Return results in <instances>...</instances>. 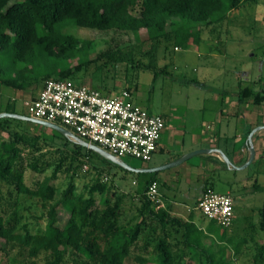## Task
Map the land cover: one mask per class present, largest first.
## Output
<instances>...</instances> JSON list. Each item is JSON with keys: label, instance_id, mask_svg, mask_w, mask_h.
I'll return each mask as SVG.
<instances>
[{"label": "trees", "instance_id": "16d2710c", "mask_svg": "<svg viewBox=\"0 0 264 264\" xmlns=\"http://www.w3.org/2000/svg\"><path fill=\"white\" fill-rule=\"evenodd\" d=\"M244 1L247 0H0V81L5 86L26 88L43 77L66 78L72 70L86 66L93 44L66 33L64 28L69 23L99 31L131 30L138 36L145 30L152 43L168 35L171 28L176 46H186L201 40L198 24L214 22ZM258 96L256 101L262 102L264 94ZM0 97V112L17 113L13 99L6 100L4 94ZM28 122L41 125L0 117V184L15 188L16 203L22 207L14 223H9L0 211V244L3 240L6 244L18 241L32 257L44 252L48 255L44 264H66L69 257L74 264H125L136 247L150 253L148 257L135 256L143 264H183L181 257L191 254L198 257L200 264H229L227 248L235 246L239 252L243 240L236 245L228 236V228L219 227L214 220H209L204 229L158 208L147 195L154 178L142 191L137 214L123 220L126 195L112 190L100 174H93L90 169H98L96 163L85 168L96 161V155L103 165L112 160L56 129L53 141H60L61 158L51 176L28 185L20 143L35 146L42 139L30 133ZM29 165L36 171L45 169L39 168L37 162ZM60 172L64 178L56 183ZM104 176L109 178L107 173ZM208 188L212 187L205 190ZM26 210L29 214L23 220ZM260 226L264 233V206ZM171 227L182 229L183 246L190 249L187 254L173 251Z\"/></svg>", "mask_w": 264, "mask_h": 264}, {"label": "rangeland", "instance_id": "374dc122", "mask_svg": "<svg viewBox=\"0 0 264 264\" xmlns=\"http://www.w3.org/2000/svg\"><path fill=\"white\" fill-rule=\"evenodd\" d=\"M198 26L201 40L177 47L171 28L168 35L152 43L145 30H141L138 36L131 30L99 31L69 23L64 31L90 40L93 47L89 52V63L79 71L72 70L63 79L96 87L105 94L111 92L115 95L130 88L128 90L133 91L138 103L165 117L170 139H174L170 140L174 149H188L198 127L209 125L210 121L220 116L217 113L230 93L239 91L244 96L251 90L250 94L254 96L256 104L264 103V100L256 101L260 97L258 93L264 94V0L244 1L239 8L222 13L218 20L203 22ZM157 72L158 77L155 79ZM45 81L46 77H43L38 83L26 88L5 86L0 81V96L6 94L14 98L17 113L30 114L32 98ZM14 127L12 125L11 128ZM26 127L31 134L42 136L35 146L20 143L23 148L21 161L26 167L25 180L28 185L34 186L37 180L52 175L62 153L58 146L60 141H53L58 134L53 128L41 127L32 122H28ZM155 154L154 159L152 157L153 160L148 161L129 155L123 156L122 160L131 167H140L143 162L152 163L162 156ZM95 159L85 168L92 167L93 163L100 167L90 170L95 176L100 174L101 180L108 183L112 190L126 195L123 220L133 218L143 197L142 189L148 175L114 161L103 165L98 155ZM32 162H37L39 168L44 166L45 169L36 171L29 165ZM225 172L215 170L208 181L214 182ZM105 173L109 174L108 179ZM226 174L233 179L231 181L234 184L237 183L235 187L240 189L238 192L234 190L236 219L228 228V236L233 238L236 245L243 240L238 253L234 250L235 246L227 248L229 264H264V250H261L264 233L260 226L264 206V159L261 163L255 161L245 169L227 171ZM62 178L64 176L60 172L54 182H62ZM207 182L203 183L201 179L188 183L179 178L163 188L168 196L179 201L187 210L175 213L178 218L185 220L194 216L198 225H206L211 220L197 208L198 197ZM216 182V190L222 192L226 184L221 180ZM0 186V211L9 223H14L20 209L16 203L15 188L6 183ZM23 213V220H26L29 210ZM219 227L224 228L221 225ZM28 253V248L20 242L6 244L3 240L0 244V264H44L48 258L44 252L38 257ZM136 255L148 257L150 253L136 247L125 264H143L135 258ZM181 258L179 261L183 264H200L195 254L183 255ZM66 264H74L73 259L69 257Z\"/></svg>", "mask_w": 264, "mask_h": 264}, {"label": "built area", "instance_id": "2783aa9c", "mask_svg": "<svg viewBox=\"0 0 264 264\" xmlns=\"http://www.w3.org/2000/svg\"><path fill=\"white\" fill-rule=\"evenodd\" d=\"M30 104L31 113L26 115L59 124L119 160L127 155L151 160L166 127L165 117L138 103L131 90L105 94L63 78H48L40 95ZM147 195L158 208L164 206L157 180L150 184ZM197 208L222 227L230 228L235 221L234 198L230 193L208 188Z\"/></svg>", "mask_w": 264, "mask_h": 264}, {"label": "crops", "instance_id": "0c3cea01", "mask_svg": "<svg viewBox=\"0 0 264 264\" xmlns=\"http://www.w3.org/2000/svg\"><path fill=\"white\" fill-rule=\"evenodd\" d=\"M43 86L32 98V100L36 99L40 95ZM241 95L242 94L238 91L237 93H230L227 97H225L222 102V107L217 113L220 116L214 121H210L209 125H201L198 127V129L192 135L193 142L188 149H184L182 147L174 149V144L170 142V140L174 139H170L171 137L169 130L167 129L166 121V127L163 130L158 149L155 152L156 154H162V156L157 157L152 163L143 162L140 167H133L141 169L139 172H144L148 175L145 179L143 189L147 185L148 181L152 178L159 182V189L164 201V206L161 208L169 210V212L175 216H177L175 213H178V211H187L179 201L168 196L163 190L165 186L172 185L175 181H178L179 178L185 179L188 183H191L194 180L201 181L202 179V182L204 183L212 177L211 173L215 170H223L226 172L238 171L245 169L255 161L261 163V161L264 159V103L256 104L254 96H252L249 92L245 93L244 96ZM5 98H8V100H15L11 96H5ZM1 109L2 108L0 107V111ZM251 135L253 145L256 150L254 159L250 164L242 169H234L230 167L220 152L224 151L234 164L243 165L249 160L250 157L249 137ZM198 149H211V151H203L192 156L186 161L158 171L142 170L162 166ZM226 172L224 174H220L219 177H217V180H214V182H212L213 180L208 181L204 185L202 192L198 197V202L207 187H212L216 190V181L221 180L226 185H224V190H222V192H218L230 193L233 195L235 203L236 197L234 190H237L238 192L240 189L235 187L237 186V183L234 184V182L231 181L233 179H230ZM234 218L236 219V215ZM185 220L194 222L198 227H202L204 229L209 223L208 221L206 225H198V223L195 221V218L191 219V217L186 218ZM171 230L172 231L169 232V240L174 244L173 251H184L187 254L190 249L183 246L182 229L171 227ZM175 245L180 247V249H177Z\"/></svg>", "mask_w": 264, "mask_h": 264}, {"label": "water", "instance_id": "95a60500", "mask_svg": "<svg viewBox=\"0 0 264 264\" xmlns=\"http://www.w3.org/2000/svg\"><path fill=\"white\" fill-rule=\"evenodd\" d=\"M2 116H11V117L21 118V119H25V120H30V121L39 123L41 125H45L47 127L56 129V130L60 131L62 134H64L65 136H67L70 140H72L74 142H77L79 144H82L83 146L98 152L99 154H101L105 158H108V159H110V160H112V161H114L116 163H119V164H122L124 166H127L130 169H133V170H136V171L141 170V169L133 168V167L129 166L126 162H124L123 160L117 159L115 156H113L111 153H109L108 151L104 150L103 148L78 138L70 130H68L67 128H65V127H63V126H61L59 124H55V123L48 122V121H45V120L41 121V119H36V118H33V117L28 116L26 114H19V113H15V112H0V117H2ZM249 142H250V157H249V160L246 163H244L243 165L234 164L233 162H231L229 157L224 152H220L221 155L228 162L230 167H232L234 169H242V168L246 167L248 164L251 163V161L254 159L255 154H256V150L254 148L253 141H252V135L249 137ZM203 151L209 152V151H211V149L194 150V151H192L190 153H187V154L183 155L182 157L178 158L177 160L171 161V162H169L167 164H164L162 166H157V167H152V168L142 169V170H144V171H158V170H161V169L172 167V166L177 165V164H179V163H181L183 161L188 160L192 156H194V155H196L198 153H201Z\"/></svg>", "mask_w": 264, "mask_h": 264}]
</instances>
